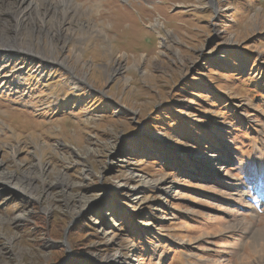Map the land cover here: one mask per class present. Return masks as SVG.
Segmentation results:
<instances>
[{
  "label": "rangeland",
  "instance_id": "obj_1",
  "mask_svg": "<svg viewBox=\"0 0 264 264\" xmlns=\"http://www.w3.org/2000/svg\"><path fill=\"white\" fill-rule=\"evenodd\" d=\"M60 1L0 47V264H264V0Z\"/></svg>",
  "mask_w": 264,
  "mask_h": 264
},
{
  "label": "bare ground",
  "instance_id": "obj_2",
  "mask_svg": "<svg viewBox=\"0 0 264 264\" xmlns=\"http://www.w3.org/2000/svg\"><path fill=\"white\" fill-rule=\"evenodd\" d=\"M38 1L37 0H21L19 3H17V0H15V3L12 2V3L3 4L4 5L3 7L5 8L6 13H3V11H0V47L1 48L5 46V43H12L15 40L14 37L16 36V34H21L22 43L27 44L28 49L32 48L31 43L40 44L42 42V39L41 40L35 39L36 38L35 35H40L41 38L46 36L47 38H49L50 41H52L53 39H56L57 37L66 38V37H63V29L61 27L62 22L59 21L56 17L53 21L51 20L53 24L52 27L47 28L45 24V16L49 12L56 13L57 12L56 10H59V9L57 8V9L52 10L54 6H52L51 4V6L47 5L49 6L48 10L47 9L42 10L39 7L40 3H38ZM60 3L63 6H67L66 0H61ZM71 12L67 13L68 16L70 15ZM64 14L66 15L65 11H64ZM7 16H9L10 19ZM5 18L6 20L4 21ZM11 20H14L16 26L14 25L12 26L8 24V23H13V22H10ZM53 28H56L57 35L52 34ZM5 30H9L7 32H9L12 35L8 36ZM25 33H28V36H32L33 38L24 39L23 37ZM50 46H55V45H53V42L52 43L50 42ZM10 51L11 52L7 53L6 55L1 53L0 51V60L2 58H4V60L6 61L14 59L16 57V54L12 53L14 50L10 49ZM24 176H25V180H27L28 175H24ZM10 180H14V178L11 177ZM14 181H15L14 182L15 184L21 186L19 184V180L15 179ZM8 183L14 184L12 181ZM28 188L29 190L31 189L30 184Z\"/></svg>",
  "mask_w": 264,
  "mask_h": 264
}]
</instances>
